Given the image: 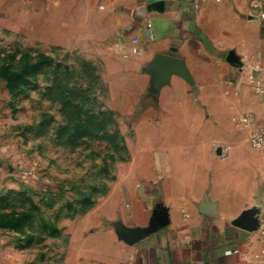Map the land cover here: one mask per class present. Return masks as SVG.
I'll list each match as a JSON object with an SVG mask.
<instances>
[{"label":"rangeland","instance_id":"374dc122","mask_svg":"<svg viewBox=\"0 0 264 264\" xmlns=\"http://www.w3.org/2000/svg\"><path fill=\"white\" fill-rule=\"evenodd\" d=\"M96 12L84 0H0V264H105L126 188L160 167L171 177L174 154L190 160L225 226L261 225L264 147L251 137L264 120L262 61L252 69L231 51L230 78L178 73L184 81L165 91L170 74L144 68L152 92L143 100L146 84L123 55L94 41ZM176 120L193 128L158 129ZM249 150L262 157L258 171L223 195L225 163Z\"/></svg>","mask_w":264,"mask_h":264},{"label":"crops","instance_id":"0c3cea01","mask_svg":"<svg viewBox=\"0 0 264 264\" xmlns=\"http://www.w3.org/2000/svg\"><path fill=\"white\" fill-rule=\"evenodd\" d=\"M84 1L97 9L94 41L105 42L109 50L123 55L124 63L136 71L138 82L146 84L136 91L143 100L150 99L147 95L152 86L142 71L158 65L161 55L178 59L195 83L230 78L238 70L237 59L227 60L231 51L252 69L258 65L257 59L264 65V31L254 0ZM149 23L153 25L152 36L147 34ZM168 80L164 91L184 81L177 71L170 72ZM136 109L126 113L137 115L140 109ZM148 110L158 111L145 106L140 113ZM170 113L178 120L186 114L178 109ZM178 120L158 129L180 132L193 128ZM171 141L177 147L190 142ZM245 153L225 163L227 174L218 186L223 195L232 189L244 191L254 168L258 171L262 164L257 151ZM172 158L171 177L164 176L160 167L152 180L126 188L127 206L120 207L113 222L105 264H258L263 255L260 225L250 228L244 222L236 228L225 226L222 215L206 202L207 190L196 181L200 176L192 173L190 160L177 154ZM222 200V205L229 201Z\"/></svg>","mask_w":264,"mask_h":264},{"label":"built area","instance_id":"2783aa9c","mask_svg":"<svg viewBox=\"0 0 264 264\" xmlns=\"http://www.w3.org/2000/svg\"><path fill=\"white\" fill-rule=\"evenodd\" d=\"M253 8L257 11V13L259 14L261 21H262V28L264 31V0H254L253 2ZM147 34L149 36L153 35V25L152 23L148 24L147 27ZM134 52H138V48L135 47L133 49ZM256 69H258L255 66ZM247 121H251L252 120V115L249 113L247 114L246 117ZM251 142L254 146L256 147H264V120H263V124L260 127V129L258 131H256L252 137H251ZM260 234H261V240H262V259L258 264H264V212L262 214V218H261V225H260Z\"/></svg>","mask_w":264,"mask_h":264},{"label":"water","instance_id":"95a60500","mask_svg":"<svg viewBox=\"0 0 264 264\" xmlns=\"http://www.w3.org/2000/svg\"><path fill=\"white\" fill-rule=\"evenodd\" d=\"M159 59L158 65L151 68L156 75L166 78L170 72L177 71L185 77L188 76V71L178 59L168 55H161Z\"/></svg>","mask_w":264,"mask_h":264}]
</instances>
